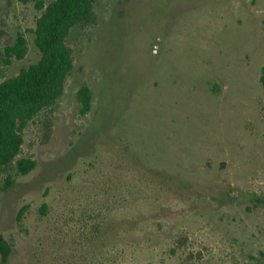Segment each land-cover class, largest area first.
I'll list each match as a JSON object with an SVG mask.
<instances>
[{"label": "rangeland", "instance_id": "374dc122", "mask_svg": "<svg viewBox=\"0 0 264 264\" xmlns=\"http://www.w3.org/2000/svg\"><path fill=\"white\" fill-rule=\"evenodd\" d=\"M36 4L0 0V82L42 56ZM95 11L58 103L23 124L36 167L0 169V264H264V0Z\"/></svg>", "mask_w": 264, "mask_h": 264}, {"label": "trees", "instance_id": "16d2710c", "mask_svg": "<svg viewBox=\"0 0 264 264\" xmlns=\"http://www.w3.org/2000/svg\"><path fill=\"white\" fill-rule=\"evenodd\" d=\"M29 2L31 0H22ZM37 7L43 12L37 22L36 42L42 56L19 74L0 82V169L16 160L18 174L33 170L37 161L20 157L24 142L23 124L45 108L56 105L62 96L68 74L74 67V56L67 43L70 31L81 23L96 24L95 0H37ZM8 52L24 58L27 38L20 34L18 41L6 47ZM264 87V71L261 75ZM81 112L86 114L92 108L93 94L88 84L78 93ZM13 183L8 177L5 187ZM12 245L0 234V252L6 259Z\"/></svg>", "mask_w": 264, "mask_h": 264}]
</instances>
